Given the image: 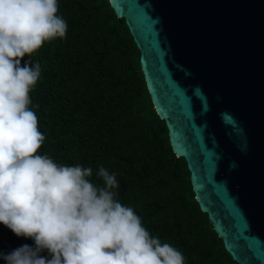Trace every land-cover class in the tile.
<instances>
[{"label": "water", "instance_id": "95a60500", "mask_svg": "<svg viewBox=\"0 0 264 264\" xmlns=\"http://www.w3.org/2000/svg\"><path fill=\"white\" fill-rule=\"evenodd\" d=\"M201 210L238 264H264V0H110Z\"/></svg>", "mask_w": 264, "mask_h": 264}, {"label": "trees", "instance_id": "16d2710c", "mask_svg": "<svg viewBox=\"0 0 264 264\" xmlns=\"http://www.w3.org/2000/svg\"><path fill=\"white\" fill-rule=\"evenodd\" d=\"M57 14L68 25L66 37L21 61L41 66L29 105L45 136L38 154L90 167L97 185L101 166L114 173L117 199L152 237L179 250L184 264H238L201 210L186 160L173 152L125 19L110 0H58ZM25 244L34 241L0 224V253Z\"/></svg>", "mask_w": 264, "mask_h": 264}, {"label": "clouds", "instance_id": "9594fccd", "mask_svg": "<svg viewBox=\"0 0 264 264\" xmlns=\"http://www.w3.org/2000/svg\"><path fill=\"white\" fill-rule=\"evenodd\" d=\"M58 0H0V224L31 239L4 264H184L176 248L152 237L118 199L119 183L103 166L59 165L38 154L45 141L30 92L41 76L32 57L65 38ZM38 107V105H36ZM45 253L47 255H45Z\"/></svg>", "mask_w": 264, "mask_h": 264}]
</instances>
